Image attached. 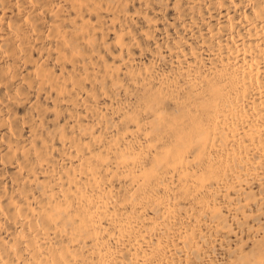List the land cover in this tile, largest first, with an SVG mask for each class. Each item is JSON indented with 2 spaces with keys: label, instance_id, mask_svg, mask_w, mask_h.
Masks as SVG:
<instances>
[{
  "label": "bare ground",
  "instance_id": "bare-ground-1",
  "mask_svg": "<svg viewBox=\"0 0 264 264\" xmlns=\"http://www.w3.org/2000/svg\"><path fill=\"white\" fill-rule=\"evenodd\" d=\"M0 264H264V0H0Z\"/></svg>",
  "mask_w": 264,
  "mask_h": 264
}]
</instances>
